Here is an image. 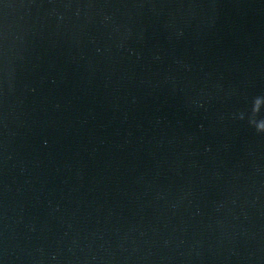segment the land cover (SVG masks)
<instances>
[{"label":"water","instance_id":"water-1","mask_svg":"<svg viewBox=\"0 0 264 264\" xmlns=\"http://www.w3.org/2000/svg\"><path fill=\"white\" fill-rule=\"evenodd\" d=\"M257 95L264 0H0V264H264Z\"/></svg>","mask_w":264,"mask_h":264},{"label":"clouds","instance_id":"clouds-1","mask_svg":"<svg viewBox=\"0 0 264 264\" xmlns=\"http://www.w3.org/2000/svg\"><path fill=\"white\" fill-rule=\"evenodd\" d=\"M54 11V10H53ZM80 14V10H76V15ZM110 17L105 16L104 20L107 22ZM14 68L11 64L5 70V83H6V92L11 93L14 91ZM257 101L264 102V95L253 96L249 101V106L243 111H238L233 113V119L237 121H244L247 123V126L251 128L256 135L264 136V115H261V110L264 109V103L261 107L256 106Z\"/></svg>","mask_w":264,"mask_h":264}]
</instances>
